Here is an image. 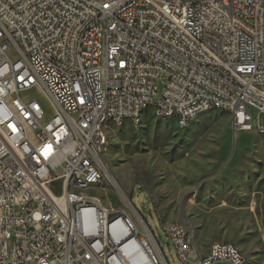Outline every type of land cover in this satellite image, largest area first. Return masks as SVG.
Wrapping results in <instances>:
<instances>
[{
  "label": "built area",
  "instance_id": "1",
  "mask_svg": "<svg viewBox=\"0 0 264 264\" xmlns=\"http://www.w3.org/2000/svg\"><path fill=\"white\" fill-rule=\"evenodd\" d=\"M0 97V264H129L130 242L167 264L130 201L87 194L88 179L111 184L97 124L137 125L151 101L183 125L225 106L235 132L253 108L264 135V0H0ZM162 231L179 264L242 261L219 243L202 258L179 223Z\"/></svg>",
  "mask_w": 264,
  "mask_h": 264
},
{
  "label": "rangeland",
  "instance_id": "2",
  "mask_svg": "<svg viewBox=\"0 0 264 264\" xmlns=\"http://www.w3.org/2000/svg\"><path fill=\"white\" fill-rule=\"evenodd\" d=\"M163 86L156 83L154 100ZM27 97L48 110L36 89ZM250 116L252 131L235 132L223 110L206 112L182 130L174 120L154 116L149 106L138 125H108L101 158L116 185L104 181L87 194L118 210L125 207L120 189L167 264H179L162 231L173 222L193 232L202 254L213 243L231 244L243 264H264V137L256 130L262 116L253 108Z\"/></svg>",
  "mask_w": 264,
  "mask_h": 264
},
{
  "label": "bare ground",
  "instance_id": "3",
  "mask_svg": "<svg viewBox=\"0 0 264 264\" xmlns=\"http://www.w3.org/2000/svg\"><path fill=\"white\" fill-rule=\"evenodd\" d=\"M96 1V3H107V0H94ZM4 105H6V98L5 97H0V107H4ZM152 106L154 109V116L160 118V119H172L175 121L176 125L184 130V129H188L190 127V125L192 124V122L197 119V117H199L200 115L209 112L211 110H223L228 112V109H226L225 106H210L209 109H198L196 111V116L193 118L192 121L190 122H186L185 125H183L182 120H180L178 117H174V116H170V115H164L161 113H156V108L153 106V103L151 101H140V107H136L135 109V118H137V125L139 124V122L141 121V118L144 114V111L149 107ZM130 122L132 123L134 126L136 125V122L133 120H122L120 121L119 124H116V126H121L124 122ZM108 125H113V118H106L103 121L98 122L97 124V133L102 135L106 141V128L108 127ZM264 137V135H262ZM105 144V143H104ZM104 148V145H103ZM103 151V149H102ZM101 154L102 152H98L97 153V161L103 163V160L101 158ZM104 164V163H103ZM105 165V164H104ZM106 167V166H105ZM106 174L108 176V179L110 180L111 184L113 186H115V182L114 180L111 178L109 172L106 170ZM88 186H94L95 188H98L99 186H96V179H88ZM119 194L121 196L122 199H125V201H130L122 192L120 189H118ZM95 202L99 201L97 199V197H95ZM182 233L183 234H189V240H190V244L191 245H195V241H194V236H193V232L189 231L188 229H186L183 225H182ZM219 245H231V244H220ZM126 249V257L128 260L129 264H149L151 257L147 254L144 253L134 242H130L129 244H127V246L125 247ZM236 252L240 253L237 249H235ZM212 251H214V243L210 245L209 247V251L207 255H203L202 254V258H209L212 257ZM158 253V252H157ZM159 256V254H158ZM160 257V256H159ZM244 263V257L242 258L241 263H237V264H243Z\"/></svg>",
  "mask_w": 264,
  "mask_h": 264
},
{
  "label": "crops",
  "instance_id": "4",
  "mask_svg": "<svg viewBox=\"0 0 264 264\" xmlns=\"http://www.w3.org/2000/svg\"><path fill=\"white\" fill-rule=\"evenodd\" d=\"M187 229V228H186ZM208 253H205V254H203V255H207Z\"/></svg>",
  "mask_w": 264,
  "mask_h": 264
}]
</instances>
